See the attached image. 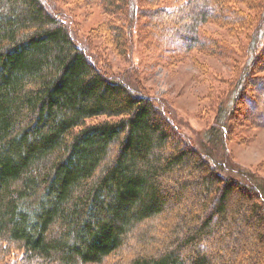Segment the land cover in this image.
Wrapping results in <instances>:
<instances>
[{"label":"trees","instance_id":"obj_1","mask_svg":"<svg viewBox=\"0 0 264 264\" xmlns=\"http://www.w3.org/2000/svg\"><path fill=\"white\" fill-rule=\"evenodd\" d=\"M102 3L127 20L126 35L116 18L107 25L117 48L131 50L137 27L170 59L226 58L232 47L205 29L219 21L247 31L244 62L196 146L126 75L107 73L43 0H0V255L101 264L138 225L177 207L171 234L128 264H264V178L223 171L235 121L264 126V0ZM242 104L250 112L235 120ZM219 148L221 163L211 158Z\"/></svg>","mask_w":264,"mask_h":264},{"label":"rangeland","instance_id":"obj_2","mask_svg":"<svg viewBox=\"0 0 264 264\" xmlns=\"http://www.w3.org/2000/svg\"><path fill=\"white\" fill-rule=\"evenodd\" d=\"M43 1L49 8L48 11L58 12L70 29L74 41L83 47L88 46L97 63L107 73L115 76L126 75L130 79L129 86L135 91L140 89V92L156 100L185 137L196 146L202 143L204 129L212 124L217 105L228 90L225 82L234 81L244 62L248 42L246 30L243 32L245 35L232 34L219 21L206 24L207 32L232 47L233 54L226 55V58H217L194 51L188 58L170 59L172 55L156 51L141 33L138 35L137 27L133 32L135 35L131 50L127 51L128 47L124 45L117 48L110 38L113 31H108L107 25L112 23L111 19L116 18L126 35L127 20L123 15L111 16L104 8L103 0ZM238 7L241 6L238 4ZM242 9L250 15L255 11V8L248 6L246 9L244 5ZM244 105L237 109L235 120H242L243 113L249 114L250 110L245 109ZM261 116L263 115L260 113L255 119L259 120ZM235 122L236 129L227 141L225 152L223 151L226 154L223 160L227 163L224 165V173L237 179L235 181H241L237 170L248 169L256 171L264 178V126L243 127L239 121ZM221 153L222 148H219L211 154V158L221 163ZM236 189L239 193H245L240 187ZM237 192L235 190V194ZM182 211V208L174 207L160 217L138 225L124 246L101 264H128L139 253H153L160 246L163 236L171 234ZM260 232L264 233L263 228ZM20 258V252L6 257L0 255V264H20Z\"/></svg>","mask_w":264,"mask_h":264}]
</instances>
